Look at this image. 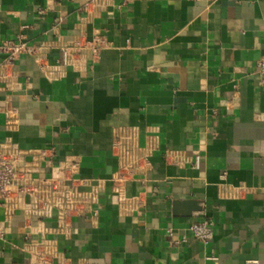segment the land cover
Returning <instances> with one entry per match:
<instances>
[{"label":"crops","instance_id":"crops-1","mask_svg":"<svg viewBox=\"0 0 264 264\" xmlns=\"http://www.w3.org/2000/svg\"><path fill=\"white\" fill-rule=\"evenodd\" d=\"M20 35L45 49L0 82V151L78 160L96 214L65 236L56 213L7 221L0 204V264H33L43 232L58 264H264V0H0V43ZM79 38H101L99 58L62 65ZM203 220L208 243L190 229Z\"/></svg>","mask_w":264,"mask_h":264},{"label":"built area","instance_id":"built-area-1","mask_svg":"<svg viewBox=\"0 0 264 264\" xmlns=\"http://www.w3.org/2000/svg\"><path fill=\"white\" fill-rule=\"evenodd\" d=\"M103 47L104 41L101 38H79L73 42L61 43L58 45V61L64 66H69L75 65L81 57L87 56L97 60ZM44 49L43 44H31L22 35L0 43V53L6 55L0 63V82L11 81L15 74V61L20 55L31 54L41 62ZM257 71L264 81V58L258 61ZM56 151L53 146L37 150L12 146L7 151L1 150L0 204L5 210L7 221H10L18 210L42 221L54 218L56 213L57 226L54 231L68 236L72 233L73 218L96 214L92 206L97 200V192L81 188L80 179L77 177L80 168L78 160L67 158L54 164ZM145 160L143 155L136 156L135 163L121 166L122 174L136 178L140 172L138 166ZM199 163L200 157L197 156L196 165L199 166ZM190 229L195 238L205 243L210 242L214 236L212 220L196 221ZM42 234L40 237L26 238L24 249L29 253L33 264H58V252L53 240L46 232ZM5 238V231L0 228V240ZM11 246L17 247V244L11 242ZM247 264H257V261L248 260Z\"/></svg>","mask_w":264,"mask_h":264},{"label":"water","instance_id":"water-1","mask_svg":"<svg viewBox=\"0 0 264 264\" xmlns=\"http://www.w3.org/2000/svg\"><path fill=\"white\" fill-rule=\"evenodd\" d=\"M186 204H189V205L191 204V205H193V206L195 205L194 202H187ZM194 207H196V209H199V206H194Z\"/></svg>","mask_w":264,"mask_h":264}]
</instances>
